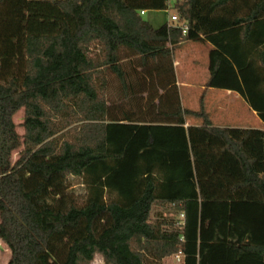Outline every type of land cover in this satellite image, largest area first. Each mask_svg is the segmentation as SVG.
Listing matches in <instances>:
<instances>
[{
    "label": "trees",
    "instance_id": "trees-1",
    "mask_svg": "<svg viewBox=\"0 0 264 264\" xmlns=\"http://www.w3.org/2000/svg\"><path fill=\"white\" fill-rule=\"evenodd\" d=\"M170 5L186 34L142 18ZM186 41L214 45L207 88L240 93L264 123V0H0L7 264H92L96 254L163 264L178 253L182 264H264V131L215 126L204 94L198 111L183 107L174 51ZM71 177L87 187L81 203L68 196ZM169 204L183 221H153Z\"/></svg>",
    "mask_w": 264,
    "mask_h": 264
},
{
    "label": "crops",
    "instance_id": "crops-1",
    "mask_svg": "<svg viewBox=\"0 0 264 264\" xmlns=\"http://www.w3.org/2000/svg\"><path fill=\"white\" fill-rule=\"evenodd\" d=\"M214 49V45L208 41H186L175 49L174 65L183 107L185 106L184 98L194 94L199 97L200 108V98L204 94L206 111L215 126L264 131V123L240 93L229 89L207 88V83L211 77L210 55ZM186 64L188 67H185ZM184 90L188 92L185 97ZM195 120L197 121L195 126H200L201 120ZM222 191L226 193L228 188L224 187ZM0 245L6 244L0 241Z\"/></svg>",
    "mask_w": 264,
    "mask_h": 264
},
{
    "label": "rangeland",
    "instance_id": "rangeland-1",
    "mask_svg": "<svg viewBox=\"0 0 264 264\" xmlns=\"http://www.w3.org/2000/svg\"><path fill=\"white\" fill-rule=\"evenodd\" d=\"M173 5H170L167 10H151L146 11L142 14V18L148 22H150L154 27H160L164 25L165 23L173 24L171 20L172 14H174V9L172 7ZM137 63L136 59L131 58L130 59H124L123 64L124 67L127 70H131V64L135 65ZM185 67H188L187 64ZM182 73V72H181ZM108 79H109V85L107 88V98L108 100L113 104H121L122 95L120 94V85L117 80V78L112 75L111 73H108ZM188 94L186 90H184V97ZM118 104V105H119ZM184 107L190 108L192 110H198L199 109V97L196 95H192L190 97L184 98ZM25 117V110L21 109L15 116L14 120L17 125V130L20 135H23L25 130L23 126ZM188 126L189 125H195L196 120L192 117H188ZM201 122V121H200ZM21 149L15 151L12 156V162L14 163L19 158V153ZM68 196L75 202L81 203L85 200V197L87 195V187L83 183V180L81 178H75L71 177L69 180V188L67 190ZM167 217L172 218L176 222H182L184 219L183 213L181 210L172 205L169 204L165 207L156 206L153 211L152 220L156 221L160 217ZM11 258V251L7 247V245H0V264H7ZM92 264H106L104 262L103 257L100 254H96L95 258L92 262ZM163 264H182V261H178L175 256H171L169 258H166L163 261Z\"/></svg>",
    "mask_w": 264,
    "mask_h": 264
},
{
    "label": "built area",
    "instance_id": "built-area-1",
    "mask_svg": "<svg viewBox=\"0 0 264 264\" xmlns=\"http://www.w3.org/2000/svg\"><path fill=\"white\" fill-rule=\"evenodd\" d=\"M170 4L175 3L177 0H168ZM144 12H142L143 14ZM171 20L173 24H177L178 26H180V28L182 29L183 33L186 34L187 33V29H188V24L187 22L181 20L179 14L177 12H175L174 14H172L171 16ZM176 259L178 261H182V254L178 253L175 255Z\"/></svg>",
    "mask_w": 264,
    "mask_h": 264
}]
</instances>
